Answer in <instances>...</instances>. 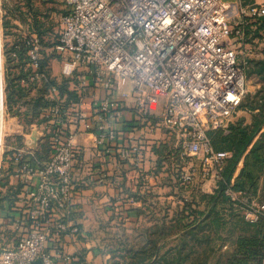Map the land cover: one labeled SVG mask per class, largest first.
<instances>
[{
	"label": "built area",
	"instance_id": "built-area-1",
	"mask_svg": "<svg viewBox=\"0 0 264 264\" xmlns=\"http://www.w3.org/2000/svg\"><path fill=\"white\" fill-rule=\"evenodd\" d=\"M61 32L54 48L68 54L62 72L72 74L81 64L92 67L93 78L108 91L90 105L96 143L107 145L117 138L115 122L124 116V96H115L128 83L134 101L133 115L151 132H165L168 139L189 158L201 162V177L207 190L222 191L245 221H264V197L257 192L235 189L225 170L234 153L217 150L210 132L233 121L246 95L247 66L239 61L236 44L249 42V25L264 16V3L240 6L227 0H64ZM254 19V20H253ZM31 79L46 80L41 68L43 47L37 34L25 37ZM17 58V52H12ZM127 80V81H126ZM57 91L56 87L52 88ZM51 89V91H52ZM85 99L64 108H46L62 125L71 109L85 121ZM161 106V114L153 108ZM60 127L52 133L53 151L48 159L26 157L21 151L13 159L22 181L37 176L35 187L26 190L25 225L28 227L12 247L0 249V264H73L70 253L59 263L47 248L49 237H75L79 224L73 219L75 184L73 169L78 157L74 136L61 139ZM120 159L134 155L138 145L121 147ZM185 170L181 178L190 181ZM264 264V258L261 260Z\"/></svg>",
	"mask_w": 264,
	"mask_h": 264
},
{
	"label": "rangeland",
	"instance_id": "rangeland-1",
	"mask_svg": "<svg viewBox=\"0 0 264 264\" xmlns=\"http://www.w3.org/2000/svg\"><path fill=\"white\" fill-rule=\"evenodd\" d=\"M66 11L64 0H0L7 105L0 128V161L2 160L0 183L2 184L9 180L12 173L9 164L17 152L21 151L26 157L35 156L38 159H48L51 154L47 140L40 142L34 151L26 147L30 145L27 144L29 140H34L31 136L32 131L37 132L38 128L41 132H45L46 120L43 119L47 117L33 119L29 117L28 120L14 118L8 110L7 103L8 80L18 79L22 75L24 76L21 78L22 84L25 87L34 86L29 92V99L39 95L38 89L42 82L31 79L32 71L27 65L26 56L24 61H18L16 58L14 62L13 57L9 55L15 46L22 47L25 37L38 34L34 27L35 19L41 26L40 37L48 71V84L54 86L51 81L53 80L59 87L57 91L51 88L52 91L45 93L46 98L55 101L51 106L61 105L67 108L73 103H80L81 99H85L88 95L89 76H93L92 67L81 64L72 74H64L62 68L69 55L59 54L54 48L61 32V17ZM262 37L257 36L253 42L236 44L239 61L247 66V92L243 99L244 106L237 110L227 130L218 129L225 134H228L231 126L239 120L251 124L255 114L259 113L251 112L248 107L259 100L258 90L264 88V81H261L263 75L258 73L259 62L264 59ZM3 66L0 64V75ZM0 106H3L1 101ZM38 134L35 133V136H40ZM212 137L215 149L225 146V142L220 140L216 132ZM169 149L162 145L158 148L159 159L164 162L167 173L159 193L161 197H151L145 205L143 204L142 214H137L138 219L134 220L130 227L125 226V222L121 221L116 228L105 233L104 239L108 244L103 252L110 256L111 264H226L236 251L238 238L253 234L256 226L245 221L228 200H220L216 206L211 205L209 199L215 193L203 186L200 160L193 159L196 171L191 168L187 170L191 173L195 172V175L190 181L183 182L181 176L184 170L177 167L178 158ZM172 162L175 167H170L173 166ZM171 175H174L173 179L170 178ZM259 188L264 197V173L255 192ZM3 233L5 236L0 238V248L4 246L3 244H8L13 235L9 229Z\"/></svg>",
	"mask_w": 264,
	"mask_h": 264
},
{
	"label": "crops",
	"instance_id": "crops-1",
	"mask_svg": "<svg viewBox=\"0 0 264 264\" xmlns=\"http://www.w3.org/2000/svg\"><path fill=\"white\" fill-rule=\"evenodd\" d=\"M236 1L240 6L247 7L251 4H263L264 0H227ZM254 20V19H253ZM255 40L252 39V42ZM0 54L3 66V76L0 80V101L6 106L5 91V55L3 51L2 26L0 15ZM90 87L85 98L86 112L89 116L85 121L76 117V110L71 109L62 125L58 126L54 115L42 110L41 116L47 117L45 132L37 128L31 132V139L27 142V149L34 151L40 142L48 141V147L52 153V133L55 127H60L61 139L67 141L70 136H74V145L78 149V157L73 169V182L75 184V194L73 200V219L80 226V233L75 236L62 234L59 237L51 235L47 244L48 250L56 256L59 263L62 262V255L70 253L73 257V264H111L109 255L103 252L107 246L104 239L105 233L116 228L120 222L130 227L137 214L141 215V208L151 197L159 198V193L166 179V166L159 159V146H166L178 158L177 167L187 170L192 165L189 159L182 156V150L173 141L167 138L165 132H151L142 123L136 121L133 115L134 101L131 96V88L128 83L114 92L115 96H124L126 110L124 116L115 122L117 138L111 142V150L107 151V145L96 143V130L93 126L90 105L93 99L107 96L108 91L95 83L93 76H89ZM43 82V79L40 80ZM24 85V84H23ZM259 91V90H258ZM155 115L161 114L162 107L153 108ZM257 112V110L251 111ZM17 118V116H13ZM49 118V119H48ZM247 124V122H244ZM39 133L40 136H35ZM38 134V135H39ZM138 145L141 153L140 160L133 157L122 160L118 155L119 148ZM173 150V151H172ZM49 158V157H48ZM2 161V160H1ZM0 161V165H1ZM160 162L162 164H160ZM173 166L175 164L172 162ZM12 173L8 182L0 183V238L5 236L4 231L9 229L12 237L8 244L3 247H12L17 243L18 237L23 234L28 227L25 225V197L26 190L36 186L39 179L34 176L32 180L22 181L16 175L13 159L9 164ZM195 175V172H194ZM174 175L170 178L173 179ZM178 177V175H177ZM175 180V179H174ZM179 181L181 179L179 178ZM183 182H185L183 180ZM204 187L206 183L202 178ZM215 193V192H212ZM158 195V196H157ZM145 200V202H143ZM139 208V211H137ZM142 219V218H141ZM1 247V248H3ZM0 248V249H1ZM35 264H40L38 261Z\"/></svg>",
	"mask_w": 264,
	"mask_h": 264
},
{
	"label": "trees",
	"instance_id": "trees-1",
	"mask_svg": "<svg viewBox=\"0 0 264 264\" xmlns=\"http://www.w3.org/2000/svg\"><path fill=\"white\" fill-rule=\"evenodd\" d=\"M34 27L38 33L37 35L40 37L41 26L37 19L34 21ZM248 34L251 36L249 39L250 42L260 35L263 36L262 38L264 39V16L257 18L249 25ZM27 49L25 43H23L22 47L15 46V48H12L9 55L12 58V52L16 51L18 61H24L26 56L28 59L27 63H29V58L26 53ZM15 59L14 57L12 58L14 62ZM45 63V57H42L41 68L46 72V80H43L41 83L42 85L38 89L39 95L34 99H29V92L34 86L30 85L29 87H25L21 79L24 77L23 75L22 77L19 76L18 79L8 80V110L13 116H17L20 120H28L29 117H32V119L40 118L42 110L52 107L51 105L55 102L45 97V93L51 90V88L56 87L59 89V87L56 86L58 84L53 80L51 81L55 84L54 86L48 84L49 77ZM259 63L260 67L258 73L263 75L261 81H264V59ZM26 81H28V78ZM257 96L259 100L254 101L248 107L251 111L257 110L259 112L255 114L251 124H244L242 120H239L236 124L231 126L228 134L219 130L210 132L211 137L216 132L220 140L225 142V146H220L217 150H232L234 153L225 170V177L228 183L235 189L248 190L251 192H255L264 173V88L259 90ZM242 106H244L243 102L240 107ZM23 109L26 110L24 111ZM222 188L223 184L220 189L210 197L209 201L211 205L216 206L220 200H228ZM248 188H252L253 190ZM252 225L256 226L254 227L253 234L248 236L242 235L238 238L236 251L226 264H261V260L264 258V221Z\"/></svg>",
	"mask_w": 264,
	"mask_h": 264
},
{
	"label": "bare ground",
	"instance_id": "bare-ground-1",
	"mask_svg": "<svg viewBox=\"0 0 264 264\" xmlns=\"http://www.w3.org/2000/svg\"><path fill=\"white\" fill-rule=\"evenodd\" d=\"M0 64L2 66L1 54H0ZM1 73L2 74L0 75V78H2V76H3V71ZM5 113H6V106L3 104V106H0V128L2 127V122H3V119L5 117Z\"/></svg>",
	"mask_w": 264,
	"mask_h": 264
},
{
	"label": "water",
	"instance_id": "water-1",
	"mask_svg": "<svg viewBox=\"0 0 264 264\" xmlns=\"http://www.w3.org/2000/svg\"><path fill=\"white\" fill-rule=\"evenodd\" d=\"M39 262V261H38Z\"/></svg>",
	"mask_w": 264,
	"mask_h": 264
}]
</instances>
